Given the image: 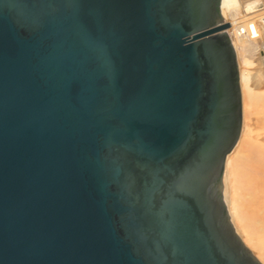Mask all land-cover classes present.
Returning a JSON list of instances; mask_svg holds the SVG:
<instances>
[{"label":"water","instance_id":"obj_1","mask_svg":"<svg viewBox=\"0 0 264 264\" xmlns=\"http://www.w3.org/2000/svg\"><path fill=\"white\" fill-rule=\"evenodd\" d=\"M220 1L0 0V264H261Z\"/></svg>","mask_w":264,"mask_h":264},{"label":"bare ground","instance_id":"obj_2","mask_svg":"<svg viewBox=\"0 0 264 264\" xmlns=\"http://www.w3.org/2000/svg\"><path fill=\"white\" fill-rule=\"evenodd\" d=\"M235 6V0H221L222 19L230 24L229 31L238 59L242 52L249 49L247 39L262 43V46L259 45L263 64L259 82L264 84V28L259 25L263 18L245 9L236 11ZM242 29L248 33L243 35ZM243 64L240 63L242 128L237 147L226 160L223 178L224 199L237 234L257 260L264 264V142L253 140L251 137L249 115L253 105L250 106L249 103L248 93L251 88L248 87L246 69L251 63Z\"/></svg>","mask_w":264,"mask_h":264},{"label":"rangeland","instance_id":"obj_3","mask_svg":"<svg viewBox=\"0 0 264 264\" xmlns=\"http://www.w3.org/2000/svg\"><path fill=\"white\" fill-rule=\"evenodd\" d=\"M235 5L236 11H241L242 9H245L246 11L252 12L255 15L259 14V17L263 18L262 23H259V25H261L262 29L264 28V0H235ZM229 29L230 27L227 29L226 32L232 41V34L230 33ZM246 43L250 45L249 49H247L245 52H242V54L239 56V59L237 56L239 73L241 70L240 63L241 65L243 63H251V65L246 67V69H248V87L251 88L250 92L248 93L250 101L249 103L250 106L251 104L253 105V107H250L251 116L249 115V122L251 124L250 128L252 132L251 137L253 138V140L259 139L261 142H264V84H261L259 82V75L261 74L262 69L261 67H263L261 61V52L259 48V45L262 46V43L258 44L257 41L255 42V40L251 39H247ZM260 85L262 86L260 87ZM224 191L225 190L223 184V194Z\"/></svg>","mask_w":264,"mask_h":264},{"label":"built area","instance_id":"obj_4","mask_svg":"<svg viewBox=\"0 0 264 264\" xmlns=\"http://www.w3.org/2000/svg\"><path fill=\"white\" fill-rule=\"evenodd\" d=\"M243 30L245 31V29H242V34H243V35H245V34L248 33L247 30H246L245 32H244Z\"/></svg>","mask_w":264,"mask_h":264}]
</instances>
